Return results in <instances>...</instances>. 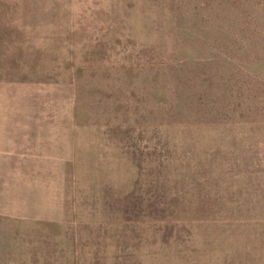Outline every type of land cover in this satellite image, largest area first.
<instances>
[{
  "label": "rangeland",
  "instance_id": "374dc122",
  "mask_svg": "<svg viewBox=\"0 0 264 264\" xmlns=\"http://www.w3.org/2000/svg\"><path fill=\"white\" fill-rule=\"evenodd\" d=\"M0 264H264V0H0Z\"/></svg>",
  "mask_w": 264,
  "mask_h": 264
}]
</instances>
